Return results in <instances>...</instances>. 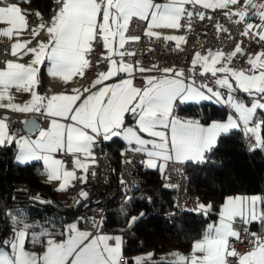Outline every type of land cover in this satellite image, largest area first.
Returning a JSON list of instances; mask_svg holds the SVG:
<instances>
[{"label":"snow or ice","instance_id":"snow-or-ice-1","mask_svg":"<svg viewBox=\"0 0 264 264\" xmlns=\"http://www.w3.org/2000/svg\"><path fill=\"white\" fill-rule=\"evenodd\" d=\"M21 2L30 3L31 0ZM57 3L61 6L49 22L31 28V36L37 38L36 46H30V40L13 44L11 52L17 60L7 61L6 66L0 68V109L51 117L49 127L41 128L36 138L19 135L10 129L5 113L0 116V146L15 143L18 148L15 159L21 164L42 161L48 182H60L58 190H65L71 181L77 179L87 182L89 167L97 162L94 147L100 138L108 142L119 138L129 151L145 154L147 159L143 166L148 169H163L165 165L158 164V161L172 160V153L177 162H204L206 154L218 146L219 138L241 127L244 133L255 138L257 148L264 147V50L246 54L238 42L228 53L209 50L202 55L196 52L187 77L183 69L165 68L159 76L141 75L142 86H136L132 78L107 83L122 73L132 77L136 71L143 74L155 70V66L149 69L134 67L125 60L126 56L135 55L134 51L126 48V44L141 39L140 36H126L133 17L147 22L146 36L159 39L161 33L156 29H190L194 15L200 20L206 18L204 12L194 13L186 6H202L204 9L237 6L224 12L225 17L234 16L235 24L244 25V37L254 36L264 42V0H166L164 3L155 0H57ZM35 15L42 19L38 11ZM185 17L189 20L187 25L181 23ZM257 20L259 23L250 22ZM0 22L8 25L0 28V35L5 37L19 36L29 29L22 9L15 3L5 4V0H0ZM216 27L220 31H228L219 23ZM42 30H46V41L38 39ZM162 38L175 41L177 48L181 41H185L184 36L178 35ZM93 42L101 44L105 50L101 55L108 64L106 71L98 72L90 87L83 90L74 88L70 93L51 96L36 90L40 84L39 65L45 60L50 62L47 73L51 77H60L65 83L74 77L83 78L86 70L92 68L89 54L94 51ZM238 54L246 55L248 69L231 66ZM25 55H31L32 59L27 64L18 62ZM197 65L201 69L198 75L210 73L215 87L208 83L196 86ZM97 86H100L98 90H94ZM13 87L30 94L31 99L23 104L14 103ZM238 93L244 96H238ZM202 101L214 102L232 111L224 122L213 121L207 125L199 119L180 118L176 114L178 105L200 104ZM126 114L131 123H126ZM61 119L70 123H62ZM169 129L170 139L166 131ZM65 149L67 154L73 155L71 170L65 160L54 155ZM121 154L125 153L122 151ZM77 169L84 175L77 177ZM79 198L86 200L88 192L81 190ZM261 200L256 195L226 197L219 212V225L207 226L208 232L203 240L194 244L190 258L172 253L169 255L178 259L169 260L168 264H185L189 259L190 264H219L211 254L220 243L225 244L226 257L231 253V257L238 258V264H264V239L256 237V246L246 254L236 253L227 245L229 237L239 239V231L232 230L235 229L233 221L236 218L245 225L255 221L264 225V210L257 212V203ZM211 208L212 205L200 204L197 210L207 215ZM144 215L141 212L138 217H129V228ZM83 219L86 217L78 218ZM12 222L18 227L11 238L0 240V264H121V235H93L80 230L77 223H71L61 233L66 238L57 242L52 238L54 228L44 225L45 230L31 234L33 243H40L48 237L44 251L37 253L25 249L33 225L24 222L19 215L13 217ZM196 252L210 255L208 258L197 257ZM151 256L149 253L146 257H136L135 264H144ZM124 264L128 262L124 261Z\"/></svg>","mask_w":264,"mask_h":264},{"label":"trees","instance_id":"trees-1","mask_svg":"<svg viewBox=\"0 0 264 264\" xmlns=\"http://www.w3.org/2000/svg\"><path fill=\"white\" fill-rule=\"evenodd\" d=\"M51 3L52 0H31L28 4L46 12ZM178 111L204 122L222 120L227 115L222 105L209 101L183 105ZM129 121L127 119L126 123ZM107 145L119 160L124 145L118 141ZM187 164L190 191L197 192L203 204L212 205L211 211L207 215L199 211L176 214V193L168 185L165 175L158 170L144 168L143 183L130 197L129 205L126 208L110 207L107 211L106 228L125 235L127 255L169 247L187 250L194 240L202 237L207 225L218 218L227 195L257 194L264 190V152L260 148L247 152L241 130H234L230 135L219 138L207 166ZM44 175L40 164L18 166L15 163V149L0 147V233L8 228L10 215L18 213L21 208H25L30 224L37 220L59 227L73 219L74 211L64 206L65 201L57 199V190H53L44 180ZM20 184L48 195L57 205L16 198L14 190ZM141 212L145 215L129 228V217H138ZM167 213L173 214L167 218ZM263 228L262 224L248 226L250 231L263 232Z\"/></svg>","mask_w":264,"mask_h":264},{"label":"built area","instance_id":"built-area-1","mask_svg":"<svg viewBox=\"0 0 264 264\" xmlns=\"http://www.w3.org/2000/svg\"><path fill=\"white\" fill-rule=\"evenodd\" d=\"M60 6L57 0H52L47 13L52 15ZM186 7L194 13L204 12L206 18L200 20L198 16L194 15L190 21L191 28L181 29L184 33L185 41L181 43L179 48L173 42L164 40L162 37L158 39L146 36V22L140 21L138 18L132 19L127 30V36H140L141 39L135 42L129 41L126 44V48L135 53V55L126 56V62L132 63L134 67L142 66L145 69L155 66V70L171 66L183 69L187 77L189 75L188 70L192 67V57L196 52L206 53L209 50H221L228 53L235 48L238 42L242 44V48L246 54H255L264 50V42L258 41L254 36L244 37L242 35L244 25H237L231 22L225 17L221 9H204L202 6L195 5ZM37 11L39 12L36 8L29 10L27 19L29 31L38 21L35 15ZM181 23L187 25L189 23L188 18H183ZM218 23L228 31L218 30L216 27ZM254 40L256 41L255 43H253ZM93 43L94 51L89 54L92 68L86 70L83 78H78L82 89L90 87L99 71L107 69L108 62L101 55L104 49L101 44ZM11 49L12 46L9 42L0 40V68L4 67L6 65L5 62L11 58ZM243 57L247 58L246 55ZM97 62H99L98 67ZM200 71V66L197 65L195 67V72L197 73L195 77L196 86H199L201 83H208L209 86L215 87L214 78L211 77V74L208 73L200 76L198 75ZM140 76L141 73L136 71L132 77L134 83L138 86L143 84ZM237 95L244 96L243 93H238ZM5 113L7 116L6 122L10 127L22 128L21 114L0 110V116ZM242 135L244 148L247 152H251L257 148L254 144L255 138L253 136L244 132H242ZM32 136H35V133ZM122 151L125 154L121 155V158L118 160L114 151L103 140L99 139L94 147V157L97 162L92 166L87 182H76L70 190L68 199L65 201L64 206L74 211L73 220L93 233L104 232L106 230L108 209L114 206L126 208L130 203V197L136 193L143 183L142 171L144 169L143 161L146 158L145 154L129 151L126 145ZM211 152L207 153L204 162H196L194 164L200 167L207 166ZM60 157L65 160L67 168L72 166V154L64 152ZM187 168L188 164L186 162H177L175 160L168 161L166 165V181L176 193L174 204V212L176 214L198 211V206L202 203L199 194L189 189ZM93 172L95 175H92ZM81 190L88 192L86 200L79 198ZM38 192L33 190L29 185L20 184L14 190V196L18 199L23 198L35 200L39 203H47V199L43 198ZM36 197H39V199H36ZM172 214L167 213L166 217L170 218ZM85 217L86 219L78 220V218ZM246 229L247 231L243 229L240 232L239 239L232 238L230 242L231 247L236 253L241 254L252 250L256 246V237L264 239V231H250L248 227ZM0 240H2L1 236ZM226 263L238 264V258L227 255Z\"/></svg>","mask_w":264,"mask_h":264},{"label":"crops","instance_id":"crops-1","mask_svg":"<svg viewBox=\"0 0 264 264\" xmlns=\"http://www.w3.org/2000/svg\"><path fill=\"white\" fill-rule=\"evenodd\" d=\"M155 2H157V3H164V2H166V0H155ZM13 3L17 4L22 9V13L26 14V19H28L29 10L31 8H34V7L31 6V5H29L27 2H21V0H5V4H13ZM236 7L237 6H229V8H227V9H221V10L223 12H226V11H230V10L236 8ZM56 12L53 13L52 15H49L47 13V11L46 12L39 11V13L41 14L42 19H38L36 25H34V26H37L38 24H40L42 22L43 23L49 22L51 20V18L56 14ZM134 18L135 17H133L132 19H134ZM228 19L231 22H234V20L236 19V17H234V16L233 17H228ZM250 22L259 23L258 20L257 21H250ZM5 27H8V25L5 22H0V28H5ZM146 28H147V22L145 24V31H146ZM156 31H159L161 33V37H163L165 35L184 36V33H183V31L181 29H179V30L156 29ZM30 32H31V30L30 31L29 30H24V31L21 32V34L19 36H16L15 34H13L10 37H5L3 35H0V40L1 41H4V42H9L11 44V46L13 44L17 43V42H21L22 43L24 41H29L30 40L31 41L30 46L35 47L36 44H37V38L32 37L31 34H30ZM126 36H127V32H126ZM38 39L39 40H42V41H46V39H47L46 30L40 31V34H39ZM171 42H173L176 45V42L175 41H171ZM182 42L183 41L180 42V45H181ZM104 52H105V50H104ZM206 53H201V54L203 55V54H206ZM194 58H195V54L193 55L192 60ZM31 59H32V56L31 55H25L21 59H19L18 62L27 64ZM16 60H17V57H15L14 55H12L11 58L8 61H14L15 62ZM49 66H50V62L47 61V60H45L43 64L39 65V67L41 68V72L39 74L40 84H39V86L37 87L36 90L40 94L47 95V96H51L53 94L70 93L71 90L74 89V88L75 89H81V90H83L82 89V86H81V83L79 82V79H78L79 77H74L71 82L65 83L60 77H51L50 75H48L47 68ZM231 66L234 67V68H237V69H248L249 68V65L246 63V58H244L243 56H241L239 54L233 59ZM4 67H2V68H4ZM165 68L177 69V68L171 67V66H168V67H165ZM165 68H163V69H165ZM106 70H104V71H106ZM161 70L162 69H160V70H153L151 72H146V73H143L141 75H145V76H148V75L159 76V75H162L163 74ZM134 73L132 74V77H133ZM132 77H128L127 74H123L122 73V74L119 75L118 78H113V80L108 81L107 83H114V82H117L119 79L132 78ZM93 81H92V83H93ZM136 86H138V85H136ZM99 87L100 86H97V89H94V90H98ZM11 95L14 97V99H13V102L14 103L23 104L24 102H27V101H29L31 99L30 94L20 92V91L16 90L14 87L11 89ZM5 102H7V94L5 96ZM203 102H208V101H202L201 103H203ZM189 104L196 105V103H193V102L186 103V104H183V105H189ZM183 105H178L177 108L175 109L176 114L180 118L199 119L202 123H204L206 125L208 123H210V122H213V121H221V122H224L225 121V118L226 117L224 119H222V120H213V121H210V122H204L200 118L190 117V116L183 115V114H181L178 111L179 107L180 106H183ZM224 108L227 111V114L232 111L231 109L226 108L225 106H224ZM0 110H6V109H0ZM6 111H9V112H12V113H19V114L22 115L21 116V122L23 124L22 125V128L19 129V128H15V127H10V129L15 130L19 135L28 136V137H31V138H36L38 136L39 130L41 128H44V129L48 128L49 127L50 120L52 119L51 117L41 116L39 113H31V112H29V113H20V112L10 111V110H6ZM33 116H37L42 121V124H41V127L39 128V130L34 131V132H28V131L24 130L23 128L25 127V125H26V128H30V120H31V118ZM125 118H126V120L129 119L130 120L129 123H131V119L128 116V114L125 115ZM58 119H60V118H58ZM61 122L62 123H70V121H65V120H62V119H61ZM238 130H241V132H243V128L242 127L240 129H238ZM166 131L168 132L169 139H170V129L169 130H166ZM33 133H35V136H32ZM142 135H144V134H142ZM145 138H148V137L145 136ZM100 139L102 140V138H100ZM114 141H118V142H120L124 146L126 145V143L123 142L119 138H114L110 142H108V141H104V142L106 144H108V143H112ZM0 147L13 148V149H15V156L18 155V148L15 145V143H13V145H10V146H0ZM64 152H66V149L64 151L59 152V153H56L54 155H56L57 158L61 159L60 155L63 154ZM172 155H173V159L172 160H175L174 159V153H172ZM206 156H207V154H206ZM146 159H147V157L145 158V160ZM72 160H73V155H72ZM180 162L196 163V162H193V161H180ZM15 163L18 166H25V165L32 164V163H38V164H40L41 167H42V169H43V171H44V173H45L44 180L46 182H48L46 170H45V168L43 166V162L42 161H39V162H28L26 164H21L19 161H17L15 159ZM167 163H168V161L167 162L158 161V164H164L165 167L163 169L157 168V169H150V170H158L159 172H161L162 174L165 175V170H166ZM92 166L93 165H90V167H89V172L87 174V177L89 176V173L91 171ZM72 168H73V164L68 169L71 170ZM144 168H146V167L144 166ZM146 169H148V168H146ZM82 175H84V173L82 172V170L77 169L76 170V176L77 177H80ZM87 180H88V178H87ZM76 182L82 183L78 179L75 180V181H71L70 182V186L68 188H66L65 190H58V184L60 183L59 181H52V182H48V183L50 184V186H51V188L53 190H57V199L59 201H66L68 199L69 195H70V190L72 189L73 185ZM236 195H238V194H230V195H227L226 197H228V196H236ZM239 195H245V196H249V197L252 196V195L260 196L262 198V200L257 203V212H261L262 210H264V190L262 192H260V193H257V194H239ZM226 197H225V199H224V201H223V203L221 205L220 211L222 209L223 204L225 203ZM49 200L50 201H53L51 198H49ZM53 202H54L53 204L57 205V203L55 201H53ZM47 203H52V202H47ZM201 204H203V203H201ZM204 205H209V204H204ZM18 215H19V217H22L24 219V222L30 224V221L28 220V217H27L28 215L26 213L25 208H21L18 211V213L11 214L10 215V220L8 222V228L5 230L4 233H0L1 234L0 236L2 237V240L4 238H11L12 237L14 230L17 229V227H18V225L14 224L12 222V218L13 217H16ZM71 223H76V222L73 219H71V220H68L63 226H59V227L53 226L54 225L53 224L51 226V228H54L55 231L53 233L52 238H54L55 240H57V242H60L61 240L65 239L66 237L63 236V235H61V233L63 232L64 228L68 224H71ZM209 224H213L214 226H218L219 225V216H218V218L215 221L210 222ZM233 224H234L235 229H232V230L233 231L234 230H238L239 233H240L243 229L247 228L249 225H252V224H261V223L259 221H255V222H252V223H250L248 225H245V224L239 222V218H236V220L233 221ZM30 225H33V227L30 229V234H29L28 238L26 239L25 249L28 250V251H34V252H37V253H42L44 251V247L46 246V239L48 237H44L40 241V243H33L32 242V238H31V234L32 233L39 234L42 230H45L42 227L45 224L44 223H41V222H39V221L36 220V221L33 222V224H30ZM77 225H78V228L80 230L89 231L93 235H97V234L121 235L122 236L121 264H124V261H127L128 264H135L134 258L139 257V256H145L146 257L147 254H149V253H151L152 256H151L150 259H146V261L144 262V264H168V261L169 260L178 259V257L169 255V254H172V253H179V254L185 256L186 258H190L193 255L194 244L196 242H199V241L203 240L205 234L208 232V228L206 227V229H205L204 234L202 235V237L199 238V239H197V240H194L190 244V246H189V248L187 250H182V249L177 248V247H169V248H165V249H148V250H144V251H140V252L134 253L132 255H127L125 253L126 238H125V235L122 232H120L118 230H113V229L111 230V229H107L106 228V230L104 232H102V233H99V232L98 233H93L91 230L86 229V228H83L80 224L77 223ZM213 235H214V231H213ZM231 240H232V237H229V240H227V245L229 247H231V243H230ZM110 243H114V242H110ZM252 250H250V251H252ZM250 251L243 252L241 254H246V253H249ZM195 255L197 257L208 258L210 254L207 253V252H205V253L196 252ZM228 255H231V253H228ZM258 255H259V253H258ZM211 256H212L213 259H215L216 261H218L219 264H227L226 263V247H225V244L224 243L218 244L216 246V248H215V251L211 254ZM162 257L164 258L163 260L161 259ZM185 264H190V259L189 260H186Z\"/></svg>","mask_w":264,"mask_h":264},{"label":"water","instance_id":"water-1","mask_svg":"<svg viewBox=\"0 0 264 264\" xmlns=\"http://www.w3.org/2000/svg\"><path fill=\"white\" fill-rule=\"evenodd\" d=\"M41 124H42V121L37 117V116H33L30 120V128H26V125L25 127L23 128L24 130L28 131V132H34V131H37L39 130V128L41 127ZM263 152H264V147H261L260 148ZM43 198L47 199V202H52L54 203L53 201H50L49 198H48V195L42 193V192H38Z\"/></svg>","mask_w":264,"mask_h":264},{"label":"rangeland","instance_id":"rangeland-1","mask_svg":"<svg viewBox=\"0 0 264 264\" xmlns=\"http://www.w3.org/2000/svg\"><path fill=\"white\" fill-rule=\"evenodd\" d=\"M30 200V199H29ZM32 201H35V200H32ZM35 202H37V201H35ZM134 217H136V216H134Z\"/></svg>","mask_w":264,"mask_h":264}]
</instances>
